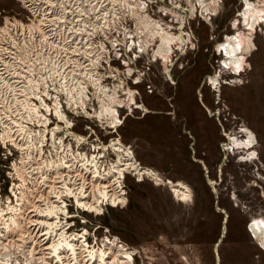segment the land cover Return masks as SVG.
<instances>
[{
    "label": "rangeland",
    "instance_id": "rangeland-1",
    "mask_svg": "<svg viewBox=\"0 0 264 264\" xmlns=\"http://www.w3.org/2000/svg\"><path fill=\"white\" fill-rule=\"evenodd\" d=\"M166 1L161 7L173 11L174 16L166 17L177 20L176 28L170 29L164 25L171 26L169 22L162 23L151 14H155L151 10L155 0L142 14L159 21L154 22L175 37L166 61L157 56L160 39L143 29L136 60L131 57L136 52L133 49L122 60L112 58L109 62L106 58V63L94 68L92 73L98 77L90 79L92 85L97 80L101 83L96 89L99 92L90 87L85 103H80L86 105L87 113L76 116L68 112L63 122L68 128L64 145L70 146V151L61 141L56 146L55 139L53 147L44 148L43 158L41 153L34 158L36 146L24 130L28 123L19 120L22 123L15 136L26 150L9 158L0 150V203L4 210L6 206H25L34 190L29 180H21L17 171L13 174V162L16 169L33 158L44 166L54 165V169L77 152L99 158L104 147L119 141L138 167L152 170L159 181L130 172L118 189L126 203L108 204L101 214L83 213L69 199L68 214L61 220L71 226L69 234L87 231L89 246L96 247L108 237L132 254L131 264H264V248L249 229L254 219H264V23L255 25L252 36L243 30L239 16L243 0H216L214 12L198 9L196 0H171V5ZM23 15L16 0H0V24ZM237 21V29L253 44L238 74L223 68L226 60L218 52L225 38L236 34L233 27ZM114 88L118 91L113 108L119 115L116 127L96 115L102 105L109 104ZM41 91L29 83L25 93ZM30 129L35 135L39 128ZM76 137L82 139L81 145ZM230 139L252 146L250 150L244 145L236 149ZM98 161L100 168L107 170L115 161L112 149ZM168 181L187 186L191 200L177 201ZM18 221L23 224L21 217ZM17 260L24 263L19 257Z\"/></svg>",
    "mask_w": 264,
    "mask_h": 264
},
{
    "label": "built area",
    "instance_id": "built-area-1",
    "mask_svg": "<svg viewBox=\"0 0 264 264\" xmlns=\"http://www.w3.org/2000/svg\"><path fill=\"white\" fill-rule=\"evenodd\" d=\"M16 2L24 15L10 17L0 24V150L8 158L14 152L21 155L11 144L22 119L28 123L24 128L28 139L31 137L36 146L32 156L37 158L41 153L40 158H43L44 148L52 146L55 139L56 146L61 141L67 149L64 141L68 128L59 115L67 120L68 112L76 116L87 113L80 99L84 101L89 88H94L90 80L98 77L92 73L94 68L101 62L106 63V58L109 62L112 58L122 60V56L131 54L133 49L136 50L131 55L133 60L139 57L138 39L144 34L138 17L148 20L142 14L152 0ZM166 3L171 5V0ZM196 4L200 9L209 5V0H202L201 6ZM160 10L167 15L165 7ZM134 12L137 15H133ZM22 78L27 82L23 83ZM33 78L40 80L33 81ZM29 83L42 91L25 93ZM30 127L39 128L35 135ZM53 167L51 164L49 168ZM11 169L16 174L14 162Z\"/></svg>",
    "mask_w": 264,
    "mask_h": 264
},
{
    "label": "bare ground",
    "instance_id": "bare-ground-1",
    "mask_svg": "<svg viewBox=\"0 0 264 264\" xmlns=\"http://www.w3.org/2000/svg\"><path fill=\"white\" fill-rule=\"evenodd\" d=\"M197 1L201 6L202 0ZM241 3L244 9L239 16L243 19V30L249 31V36H252L255 33V25L260 22L264 23V0L258 2L243 0ZM216 5H218L216 0H209V5L200 8L203 11L209 9L214 12ZM136 12L133 15H137ZM208 15L211 13L208 12ZM139 19L140 25L143 26L142 30H151L148 31L151 33L149 35L152 38L160 39L157 56L166 61V56L172 52V46L176 42L175 37L160 29L162 26L159 23L157 25V22L149 19L143 20L142 17ZM237 27L238 21L233 27L236 34L226 37L223 43L218 44L220 46L218 52L226 60L223 68L236 70L238 74L242 73L245 64L244 55L251 50L253 44L250 37L245 36ZM140 44L138 43V46ZM99 83L97 80L94 84L95 90L97 86L99 87ZM104 89L111 91L106 87ZM117 92V89L114 88L109 98V104L100 105L101 110L96 114L97 118L105 117L108 123L111 121L112 127L119 124V115L117 110L113 109L114 103L118 101L116 100ZM80 93L82 94V92ZM127 101H130V96ZM80 102L84 101L80 99ZM59 116L61 117V115ZM64 118L66 117L63 116V120L66 122ZM10 137L7 136V138ZM76 139L77 144L82 143L81 138L76 137ZM19 142L15 139L13 145L21 152L25 151L26 148H23L24 145ZM232 142L236 149L244 145L246 147L244 149L250 150L252 146L249 142L248 144L235 143V140ZM70 148L67 150L70 151ZM108 148L112 149L115 161H111L107 170H102L98 160L105 156ZM77 154H79L78 157H75ZM77 154H73V158L68 161H66L67 159L63 160L64 162L57 164L58 166L54 169H50L49 164L44 166V163H39L33 158L28 160L24 166L16 168L19 173L18 177L23 181L29 180L28 183L30 182L34 190L30 192V199L26 200L25 206L24 204L19 208L6 206V210H4L0 203V261L2 264H20L17 257L24 262L23 264H131L133 262L132 254L127 249L117 246L108 237L101 240L99 246L96 247V245L89 246L86 237L87 231L82 235H77L74 232L69 234L68 230L71 226L61 223L63 217L68 214L67 207L69 205L66 201L72 199L76 209L83 213L101 214L102 207L108 204L115 207L126 203L123 198L124 194L120 193L122 190L118 191V189L122 188V180L130 172H134L142 178L152 177L159 181L156 178L157 175L152 170L138 167L132 153L128 152L119 141L112 142L107 149L104 147L102 151L104 155L99 158L89 157L86 153ZM50 178L53 180L51 181ZM168 184H170V192L177 198V201L191 200L190 190L183 183L168 181ZM19 185L16 186L17 190ZM11 193L14 197L17 195L13 188ZM8 214L12 216L6 219L5 216ZM20 217L23 219V224L18 221ZM249 229L264 248V219H254ZM117 247L118 249H116Z\"/></svg>",
    "mask_w": 264,
    "mask_h": 264
},
{
    "label": "flooded vegetation",
    "instance_id": "flooded-vegetation-1",
    "mask_svg": "<svg viewBox=\"0 0 264 264\" xmlns=\"http://www.w3.org/2000/svg\"><path fill=\"white\" fill-rule=\"evenodd\" d=\"M161 3H162L161 0H157V1H155V4H152L154 10L152 9V7H151V10H152V12H154L155 14H153V13H151V14H152V15H155V16L159 19V21L162 22V23H164V22H169V23L171 24V26H170L169 24H167V23H165L164 25H168V26L170 27V29H171V28H176V27H177V20L174 19L172 16H171V19H170V20H168V18L166 17V16H169V14L174 16L173 11L169 9V10H167V12H166L167 15L162 14V13H161V10H160ZM172 18H173V19H172ZM163 19H165V20H163Z\"/></svg>",
    "mask_w": 264,
    "mask_h": 264
}]
</instances>
